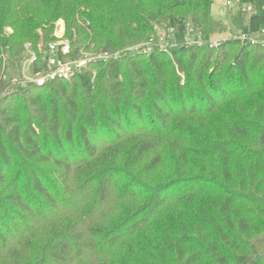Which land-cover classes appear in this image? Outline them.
Masks as SVG:
<instances>
[{"label":"trees","instance_id":"1","mask_svg":"<svg viewBox=\"0 0 264 264\" xmlns=\"http://www.w3.org/2000/svg\"><path fill=\"white\" fill-rule=\"evenodd\" d=\"M212 1L0 0V264H264V126L234 118L218 139L196 133L200 123L172 138L174 115H208L264 86V44L208 41ZM241 2L254 9L244 32L263 29L264 0ZM182 11L203 45L127 52L158 26L183 30ZM60 19L68 59L120 55L72 78L21 84L25 43L38 29L54 40ZM132 112L135 128L157 138L139 140L119 165L100 164L102 137L119 138ZM162 141L184 167L154 182L163 155L142 163Z\"/></svg>","mask_w":264,"mask_h":264},{"label":"rangeland","instance_id":"2","mask_svg":"<svg viewBox=\"0 0 264 264\" xmlns=\"http://www.w3.org/2000/svg\"><path fill=\"white\" fill-rule=\"evenodd\" d=\"M230 2V4H228ZM46 6V5H43ZM251 5L243 4L241 0H213L209 7V30L210 37L208 41L217 42L221 39L233 38L237 37V35H242L245 27L249 24L250 15L253 13L250 8ZM86 10L85 8H81ZM178 11L181 9H177ZM186 16L184 24H188L190 27L197 32H199L197 26L188 19V14H185L184 11L181 12ZM79 21L83 23V20ZM64 20V19H62ZM66 25V22L64 20ZM89 23V22H88ZM196 26V27H195ZM9 31L12 32L13 29L8 28ZM176 33L174 36H170L169 45L171 49L177 48L178 46L185 44L188 42L186 38V32L181 31L178 27H176ZM194 39L191 38V40ZM254 42L264 44V32H259L252 37ZM44 40V31L42 29H38L37 36L27 43H35V47L38 49L39 43L43 44ZM250 42H253L250 40ZM38 44V45H36ZM181 74L185 77L184 74ZM97 80H95V85H97ZM22 84V80H19ZM264 86L257 87L253 92L249 94H240L237 97H233L230 100L222 103L220 106L213 110L210 114L201 116H183L181 114H176L171 119V125H174L175 122L180 125L182 129H176L173 135V139L175 136H180L182 138H186L189 136L191 132L190 126H196L200 123V128L196 130V133H204L209 139H218L225 136L228 132V125L237 118L240 121L255 122L256 127L264 126ZM181 110L177 108V111ZM136 115L131 113L129 117L125 119L124 127L125 132L121 133L119 138L111 139L110 135L106 134V136L102 137L104 141L103 145L99 151V156L101 158L100 164L108 165V164H121L125 157L127 156L130 150H133L136 143L143 138H157L156 135H152L151 133L141 132L138 128H135L137 124ZM173 119L175 121H173ZM227 136V135H226ZM260 136V133L255 130L252 132L249 138L245 139L246 145L248 147L255 148L257 145V140ZM226 138V137H225ZM111 139V141H109ZM163 141L167 139H162ZM160 143L157 149L150 151L143 160L144 164L150 157L156 154H162L164 157V164L160 169L155 170L151 173L148 178L152 181H159L163 179H168L173 175L182 172V168L184 167L182 160L180 158H176V152L173 151L170 143L166 144ZM178 160V161H177ZM141 164V165H142ZM84 169L91 167L92 165L85 164ZM140 165V166H141ZM139 166V167H140ZM180 166V169H179ZM138 167V168H139ZM186 172V168H185ZM190 172V171H189ZM196 203H192V209L194 210ZM157 222L151 225V228H156ZM157 229V228H156ZM149 231L148 228L144 230L142 233ZM144 240L148 237L143 234ZM39 237L44 238L42 234H39ZM150 239V238H149ZM148 239V240H149ZM118 258L117 257H109V256H101L92 257L88 264H116Z\"/></svg>","mask_w":264,"mask_h":264},{"label":"built area","instance_id":"3","mask_svg":"<svg viewBox=\"0 0 264 264\" xmlns=\"http://www.w3.org/2000/svg\"><path fill=\"white\" fill-rule=\"evenodd\" d=\"M230 4V2H228ZM251 10L252 7L250 6ZM177 25H168V26H158L155 33L147 42L138 43L136 45L128 48L127 52H138V53H151L154 49L160 50H170L169 38L174 36L176 33ZM179 28V27H178ZM180 29V28H179ZM181 30V29H180ZM186 32V38L188 40L185 44H198L203 45L205 42L204 37L201 33L193 30L189 23L184 24V29L181 30ZM264 32V28L246 34L243 32L242 35H237V37L242 40L253 42V35ZM54 40H50L46 43H39L38 49L35 48V44L27 43L25 58L22 62V83L24 85L28 83H37L43 84L48 80L56 78H72L80 73H82L85 67L88 66L91 60H108L114 56L120 55L119 53H110L108 51H98V52H87L84 53L83 58L68 59V56L71 53V41L66 38V25L64 20L60 19L55 24L54 29ZM191 40V38H193ZM212 44H217V42L209 41ZM44 63V67L37 70L36 72L32 71V66L36 63ZM94 76L97 74V71L93 72Z\"/></svg>","mask_w":264,"mask_h":264}]
</instances>
